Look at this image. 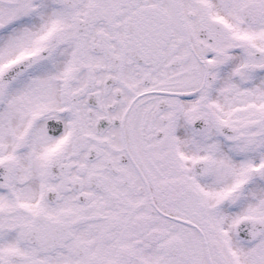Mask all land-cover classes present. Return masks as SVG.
<instances>
[{
  "label": "snow or ice",
  "instance_id": "obj_1",
  "mask_svg": "<svg viewBox=\"0 0 264 264\" xmlns=\"http://www.w3.org/2000/svg\"><path fill=\"white\" fill-rule=\"evenodd\" d=\"M0 264H264V0H0Z\"/></svg>",
  "mask_w": 264,
  "mask_h": 264
}]
</instances>
